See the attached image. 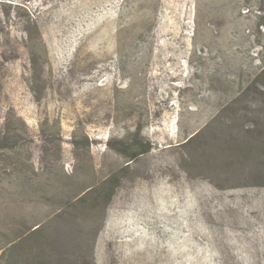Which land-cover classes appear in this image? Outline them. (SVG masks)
<instances>
[{"label":"rangeland","instance_id":"obj_1","mask_svg":"<svg viewBox=\"0 0 264 264\" xmlns=\"http://www.w3.org/2000/svg\"><path fill=\"white\" fill-rule=\"evenodd\" d=\"M28 260L264 264V0H0V264Z\"/></svg>","mask_w":264,"mask_h":264},{"label":"trees","instance_id":"obj_2","mask_svg":"<svg viewBox=\"0 0 264 264\" xmlns=\"http://www.w3.org/2000/svg\"><path fill=\"white\" fill-rule=\"evenodd\" d=\"M143 147H142V149L139 151V152H137V154L138 153H143V152H146V151H148L149 149H150V144L148 143V142H145L144 143V145H142ZM135 155L136 154H133L132 155V157L131 158H134L135 157ZM112 187V186H111ZM110 187V188H111ZM109 188V189H110ZM112 190H113V187H112V189L111 190H109L106 194H102V198H104L105 200H106V202H108L109 200H110V197H111V193H112ZM88 191L89 190H87L84 194H86V193H88ZM31 229V233H36L38 230V226L37 227H31L30 228ZM13 244H10L8 247H7V249H12L14 246H12ZM32 261V262H31ZM27 263L28 264H35V261L34 260H28L27 261Z\"/></svg>","mask_w":264,"mask_h":264}]
</instances>
